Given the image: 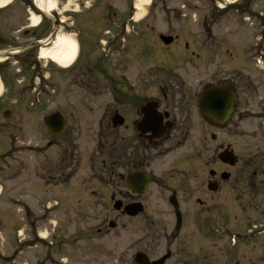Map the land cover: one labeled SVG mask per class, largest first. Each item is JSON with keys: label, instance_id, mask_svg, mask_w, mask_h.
Masks as SVG:
<instances>
[{"label": "flooded vegetation", "instance_id": "obj_1", "mask_svg": "<svg viewBox=\"0 0 264 264\" xmlns=\"http://www.w3.org/2000/svg\"><path fill=\"white\" fill-rule=\"evenodd\" d=\"M92 1L81 0L83 5L77 9L70 0H58L56 8L48 10L47 5L40 8L36 0H12L0 8V56H6L0 63V106L18 108L28 104V84L24 82L28 83V77L44 75L47 64L39 62L38 52L42 45L50 47L60 34L76 38L79 57L68 70H59L57 97L61 98L67 89L84 86L93 93L108 92L111 96L102 103L73 100L66 104L58 99L55 112L66 123L62 133L54 134L46 125L51 112L42 118L53 137L40 152L42 179L74 194L77 189L78 198L75 194L73 200L80 220L92 221V210L101 206L95 215L98 224L68 238L60 235L59 240L72 246L82 236L87 244L93 240L98 243L112 230L125 228V219H130L138 220L139 226L146 221L153 232L135 241L134 264H211L213 256L205 251L204 241L213 233L226 237V249L235 256L242 245L252 250L256 261L248 256L247 264H264V239L259 241L264 238V146H254L261 153L259 160L251 155L243 159V151L251 154L253 146L237 152L232 144L221 141L222 137L259 135L245 128L253 116L251 96L245 94L242 100L240 95L244 93L237 86V78L252 83L250 75L242 76L244 72L237 70L230 51L219 54L202 38L197 39L199 49H195L185 39L186 54L181 61L193 66L196 74L191 75L198 76L207 65H213L208 82L191 85L180 74L170 78L166 74L163 79L146 75L141 84V71H155L139 68L143 37L140 22L134 20L135 0H125L123 10L105 4L103 14L95 11L99 0ZM34 17L40 18L37 24ZM154 30V26L146 27V31ZM131 63L139 69L132 80ZM11 64L18 66L16 74ZM62 72L70 76L68 85L61 78ZM212 86H225L233 93V109L224 124L209 116L203 106L205 93ZM39 105L42 108L44 102ZM260 109L256 113L264 124V98ZM93 125H97L96 150L90 146L79 149L77 140L87 131L91 134ZM3 127L10 129L11 123ZM50 148L57 149V154L47 155ZM231 151L239 157L235 166L222 161ZM86 167L88 176L81 173ZM110 187L117 191L108 192ZM222 200L230 202L233 213L217 208ZM152 204L158 211H163L162 205L169 211L155 213L157 218H153L147 213ZM132 206L140 209L135 215L130 214ZM239 215L247 216L246 226L232 225ZM188 222L195 226L191 233L187 232ZM151 243L159 247L164 243L165 253L155 255ZM227 261L240 264L234 258Z\"/></svg>", "mask_w": 264, "mask_h": 264}, {"label": "rangeland", "instance_id": "obj_2", "mask_svg": "<svg viewBox=\"0 0 264 264\" xmlns=\"http://www.w3.org/2000/svg\"><path fill=\"white\" fill-rule=\"evenodd\" d=\"M90 1L91 3H94L92 0ZM231 1H228V4H230ZM248 1L249 0H245L241 3L244 6H240L239 10L243 7H247L249 5H247ZM70 2L72 4L74 3L75 5H72V7L76 8V4H79L80 0H70ZM110 3H112L117 9L123 10L125 0H99V2H97L99 9H96L95 11L99 12V14H103L104 10L102 9H104V5ZM152 4L153 6L150 8L149 18L141 26V29L146 30V27L150 26H156V29L153 32H141V37L143 38L140 45L141 59L139 68L140 71H147L151 69L155 72L148 71V73H144L145 71H141V84L143 78L148 77L146 75L153 76L154 78L157 76V79H159L158 76H160L161 79H163L167 77L166 74H168V78H170V75L178 76L180 74V78L188 84L191 83V85L198 84V81L201 80H204L205 84L208 82L207 80L209 76L213 75V70H210L214 69L213 65H207V67L203 69L204 72H201L198 76L191 75L196 74V69L194 70L193 66L186 64L185 60L184 62L181 61L186 54L185 39H189L191 47L195 46V49H199V47H197V39L202 38V41L211 44V46L214 44V47L217 48L215 51L219 54L224 53V51H230L235 67L237 70L244 72L242 76L246 74L245 70L252 74L250 76L252 83L244 82L243 79L237 78L239 80L237 86L240 92L244 93L243 95H240L242 96V100L245 99L243 97L245 94H249L251 96L250 97L248 95L252 105L253 116L250 122L245 125V128L247 130L257 131L259 135L254 138H247V136H245L246 138L237 137L235 139H228L222 137L221 141L232 144V146L236 148L237 152L243 151L246 148L248 149L251 146L254 147L255 145L264 146V124L262 123V119L258 117L259 113H256L261 111L260 101L264 98V83L262 82L264 78V58L258 57V59L254 58L251 61L244 60V51L248 44L252 43L254 46L260 44V42L258 43L256 41L257 35L260 36L262 33L261 32L259 34L261 30L257 28L258 19L251 15V20L247 21L244 26H240L237 23L236 28L234 29V25L236 23H234L229 16L235 15V17L239 19L240 13L237 12L234 7H230L229 9L222 11L219 4H223L226 5L225 7H228V4H226L224 0H167V2L165 0H153ZM78 7L79 6H77V8ZM250 7L254 9L253 11L255 12L263 13L264 0H254L253 5ZM147 8L149 7H146L145 14L148 13ZM246 10V15L250 17V8ZM205 18L206 24L203 23ZM212 21L221 22V24L219 23L220 25L218 24L219 28L215 29L218 31L219 35H215L212 26L214 22ZM160 33L174 37L178 36L180 40L174 42V44L169 47H165L158 38V34ZM217 36H219V39ZM261 59H263V61H261ZM40 62H43L44 65L47 64V69H43V71H46L43 72L44 75H40L35 79L28 77V83L24 82V84H28L26 100L30 103V100L39 99L44 102V106L42 108L36 107L32 109L28 107L29 105H24L18 108H9L8 110L12 113V118L9 122H7L11 123L10 129H4L3 127V122H5V110L7 109L0 106V138L2 140V142H0V150L3 152L4 150L11 148L12 151L10 153V157L12 156L13 160L22 161V158H24L30 166L34 164L33 161L35 160H33V158L39 159V157H37L39 152L47 148V140H51V138H53L47 132L43 124L42 117L47 115L49 112H53L58 109V104L56 103L58 99L61 101L65 100L63 102L66 104L73 100H87V102L93 103H102L111 100V96L108 92L100 91L93 93L88 86L78 89L75 88V90L73 88L71 90L67 89L65 90L63 96L58 98L55 93V82L58 78V72L61 69H58L59 67H57V65L50 60H42ZM15 65L16 64H11L12 69L16 74L15 68H18V66ZM138 72V67L131 63V66H129V75L131 80ZM187 73L189 75H187ZM62 74H64V76H61L62 80L66 85H68L70 77L69 74L67 72H62ZM131 83H133V81H131ZM249 84H251L252 89ZM17 85L20 84L17 83ZM35 91L38 92L35 93ZM1 92L0 88V93ZM68 92H71V94ZM38 93H40L39 96H37ZM60 106L61 108L65 107L62 104ZM91 122H95V120H91ZM96 128L97 125H93V132L91 134L87 131L83 135V138L77 140V147L79 149H87L90 146V148H93V151L96 150ZM207 131L209 132L211 130ZM3 138L7 140L5 141ZM209 144L213 145L212 143ZM262 146L261 148H263ZM21 150L25 151L21 153ZM256 152L255 147L251 154L249 151H243V159L251 155L255 160H259L261 153ZM55 154H57V149L54 148H50L47 152V155L50 157ZM91 157L93 158L94 155ZM98 157L99 155H97V158ZM87 167L81 172L84 173V175L86 174V176H88L89 173V169H87ZM8 168L10 169L7 170V168L4 167L0 170V264H40L41 256H43V253H45L46 250H49L57 259L65 257V262H67V264H134L132 256L135 241L137 239H142L144 234L153 235V232L150 230L146 221H144V227L142 225H138V220L125 219V228L120 227L117 230H112L98 243L95 240L90 242L92 245H90V243L87 244L86 239H81V236L78 244L67 246L63 239L59 240V232L55 235V241L53 240L54 247H51L50 249L45 246L42 247V244L36 240V248L28 249V252L22 251L26 247L23 243L36 238L33 237L35 232L43 237H45L44 235L50 236V234L54 231V227L58 225V212L53 213L50 216L51 219H49L51 223L43 225L45 224V219L43 218L44 220H42L40 217V212L42 211L44 204L43 200L51 199L49 200V206L56 204V201L53 199H59L61 203H64V210L62 211L64 213L61 215L62 218H59L65 223L63 224L64 228H68L67 225L71 222V235L76 232L77 234H80V230L86 231L88 228H91L90 225L94 226L95 224H98L99 220L96 221L95 215L98 214L101 206L100 208H96L95 206L92 210V221L80 220L77 216V208L73 204L69 207L70 202L67 201L69 194H73L72 190L69 191L70 193L68 195H66V190L64 188H56L53 193H47L51 187H45V185L41 183L42 181L38 179L35 171L32 172V178L29 181L27 178L31 174L23 172L22 170V168H25V165L19 167L10 165ZM30 171H32V169H30ZM111 191H117V188L110 187L108 192ZM75 194L78 198L79 192L77 189ZM153 204L151 205L149 212H147L151 213L153 218H157L155 213H165L169 211L164 205H162L164 208L163 211H158L154 209L156 205ZM103 207L104 204L102 205V208ZM217 208L220 209L221 212L226 211V209L228 212H234L233 209L231 210L232 205L230 202L226 203V200H222L221 203H218ZM108 209H112L111 205H109ZM28 212L34 214V217L30 220V222L25 220V214ZM236 212L240 213L241 211L236 210ZM37 215H39V217ZM246 217V215H239L238 218L234 220V224L232 223V225L237 224L242 227L246 226ZM73 219L76 220L72 222ZM187 226L188 233H191V231L195 229L192 222H188ZM146 229L148 231H146ZM244 232H246V229ZM209 237V240L205 239L204 241V249L205 251L208 250L209 254L213 256L211 258L212 261H210L213 262L211 264H226L229 258L236 259L237 262H240V264H247L246 257L248 256L249 259H254L256 261L254 254L250 253L252 250L246 249L244 245L239 247V251L235 256L228 252V249H226V244L228 243L226 237L220 238L214 233L213 236L209 235ZM52 238L53 237L51 236V239ZM262 239L264 238H261L259 241L261 242ZM260 242H258V244ZM151 246L154 247L155 255L158 256L165 253L166 245L164 243H161L160 247L153 243H151ZM71 249H73L75 253H71ZM42 250H44L43 253ZM231 263L235 264V261ZM205 264L208 263L206 262Z\"/></svg>", "mask_w": 264, "mask_h": 264}, {"label": "water", "instance_id": "obj_3", "mask_svg": "<svg viewBox=\"0 0 264 264\" xmlns=\"http://www.w3.org/2000/svg\"><path fill=\"white\" fill-rule=\"evenodd\" d=\"M161 39L167 45L171 44L174 40L171 36H162ZM233 105L234 100L232 92L229 89L223 87H214L209 89L205 93V97L203 99V106L205 111L215 120L226 119L231 113ZM8 115L10 114L8 113L6 116L8 117ZM45 122L52 133H62L66 128V123L59 113H53L50 116L46 117ZM56 127H58L59 129L56 130ZM224 161L234 165L236 162V158H231L230 155H227L224 158ZM139 210V208L132 206L130 214L135 215L139 212ZM139 257L141 256L138 255V259ZM165 259L166 257L163 258L161 262H164ZM141 260H143V258H140V261Z\"/></svg>", "mask_w": 264, "mask_h": 264}, {"label": "bare ground", "instance_id": "obj_4", "mask_svg": "<svg viewBox=\"0 0 264 264\" xmlns=\"http://www.w3.org/2000/svg\"><path fill=\"white\" fill-rule=\"evenodd\" d=\"M11 0H0V7L7 5ZM40 8H44V0H36ZM149 3V0H138L137 9L143 14L145 12V6ZM56 0L48 1V10L56 8ZM39 18H34V23L37 24ZM78 56V43L71 37L66 35H59L53 44L52 48H43L40 51V58L44 60H50L62 68H70L75 62ZM0 60L2 58L0 57Z\"/></svg>", "mask_w": 264, "mask_h": 264}]
</instances>
